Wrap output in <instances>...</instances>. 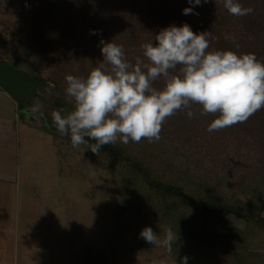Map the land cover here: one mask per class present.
<instances>
[{"label": "rangeland", "instance_id": "1", "mask_svg": "<svg viewBox=\"0 0 264 264\" xmlns=\"http://www.w3.org/2000/svg\"><path fill=\"white\" fill-rule=\"evenodd\" d=\"M32 14V8L0 0V29L2 23L29 24ZM123 50L130 64L139 58L130 53L132 49ZM13 54L22 50L9 52ZM102 64L110 71L102 55L80 68L62 60L54 62V68L82 78ZM40 93L42 98L33 96L19 106L0 88V262L181 264V257H187L186 264H232L219 245L199 238L177 239L171 252L140 238L145 226L155 232L148 204L125 222L119 214L118 168L87 147H73L62 136L54 137L46 122L52 126L48 91L43 86ZM180 111L165 120L160 139L153 141L156 157L170 161L190 180H223L222 190L227 193L245 185L249 173L259 171L264 146L256 138L237 140L219 130L208 132V117L197 113L188 118ZM226 216L244 227L243 221ZM255 245L264 251V233L253 240Z\"/></svg>", "mask_w": 264, "mask_h": 264}, {"label": "trees", "instance_id": "2", "mask_svg": "<svg viewBox=\"0 0 264 264\" xmlns=\"http://www.w3.org/2000/svg\"><path fill=\"white\" fill-rule=\"evenodd\" d=\"M9 1L17 2L21 8H32L34 20L29 24H1L0 62L42 82L48 91L49 108L63 109L62 114L72 109L73 101L65 93L64 69L54 68V62L56 65L62 60L80 68L87 60L99 57L102 42L109 41L126 51L132 49L130 53L145 59L142 44L155 43L154 33L173 24L187 23L195 33L210 32L215 39L209 38V51L254 53L264 63V0H237L242 7L254 9L239 17L231 15L221 0H201V5L194 7L199 15L183 14V8L193 7L188 0ZM17 49L22 54L9 55ZM153 85L161 88L163 80ZM192 111L200 114V107L193 105ZM204 117L213 119L210 115ZM46 122L54 137L62 136L71 143L70 134L61 135L54 131L53 123L51 126ZM219 131L237 140L254 137L259 146H264V108L246 121ZM85 139L87 144L81 146L88 148L96 143ZM156 150L157 145L147 139L139 143L130 140L127 144L117 140L101 146L97 153L118 168L119 214L125 222L132 220L137 208L148 204L156 234L163 236L164 227H171L179 240L199 238L219 245L232 264H264V251L253 246V240L264 233V152L257 175L249 173L245 185L227 193L222 190L223 180L183 177L170 161L156 157ZM226 214L243 221L244 227L235 225Z\"/></svg>", "mask_w": 264, "mask_h": 264}, {"label": "clouds", "instance_id": "3", "mask_svg": "<svg viewBox=\"0 0 264 264\" xmlns=\"http://www.w3.org/2000/svg\"><path fill=\"white\" fill-rule=\"evenodd\" d=\"M188 3L193 7L183 8V14L199 15L194 7L201 0ZM221 3L237 17L254 11L237 0ZM209 38L215 39L210 32H193L187 23L170 25L154 33L155 43L142 44L145 59L137 58L134 64L125 59L122 46L102 42L101 55L110 71L102 64L86 77L65 76V93L73 107L66 114L63 109L51 113L57 132L70 134L73 147L87 144L86 137L94 140L88 149L97 154L101 146L117 140H159L165 120L180 110L192 118L193 105L200 107V115L213 117L208 132L246 121L264 108V63L254 53L209 51ZM161 79L163 87H154ZM139 235L169 252L178 239L177 231L167 226L162 239L148 226ZM186 262L187 257H181V264Z\"/></svg>", "mask_w": 264, "mask_h": 264}, {"label": "water", "instance_id": "4", "mask_svg": "<svg viewBox=\"0 0 264 264\" xmlns=\"http://www.w3.org/2000/svg\"><path fill=\"white\" fill-rule=\"evenodd\" d=\"M21 77L41 84L43 89L42 82L34 79L21 69L4 62H0V88H2L13 100H15L19 106H22V103L24 102L19 93L21 92V89L16 86V84L20 82Z\"/></svg>", "mask_w": 264, "mask_h": 264}, {"label": "flooded vegetation", "instance_id": "5", "mask_svg": "<svg viewBox=\"0 0 264 264\" xmlns=\"http://www.w3.org/2000/svg\"><path fill=\"white\" fill-rule=\"evenodd\" d=\"M18 88H20L21 92L20 96L24 102L22 105H24L25 102L32 101L33 99H30L34 96V99L42 98V95L40 93L41 91V84L35 83L31 80H28L26 78L21 77L20 82L16 84ZM40 90V91H39Z\"/></svg>", "mask_w": 264, "mask_h": 264}, {"label": "crops", "instance_id": "6", "mask_svg": "<svg viewBox=\"0 0 264 264\" xmlns=\"http://www.w3.org/2000/svg\"><path fill=\"white\" fill-rule=\"evenodd\" d=\"M0 264H9V263L0 262Z\"/></svg>", "mask_w": 264, "mask_h": 264}]
</instances>
